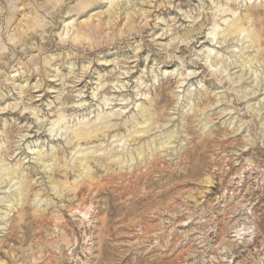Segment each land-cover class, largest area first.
<instances>
[{
	"label": "rangeland",
	"instance_id": "374dc122",
	"mask_svg": "<svg viewBox=\"0 0 264 264\" xmlns=\"http://www.w3.org/2000/svg\"><path fill=\"white\" fill-rule=\"evenodd\" d=\"M0 264H264V0H0Z\"/></svg>",
	"mask_w": 264,
	"mask_h": 264
},
{
	"label": "bare ground",
	"instance_id": "6f19581e",
	"mask_svg": "<svg viewBox=\"0 0 264 264\" xmlns=\"http://www.w3.org/2000/svg\"><path fill=\"white\" fill-rule=\"evenodd\" d=\"M144 117L146 118L147 116L146 115H144ZM148 117H149V115H148ZM147 119V118H146ZM104 133H107V131L106 132H104ZM102 136H104L103 134L100 136V134H98V131H95V130H93L92 132H90V131H87V130H77V132H75V133H73V141L74 142H76V143H74V147H76V146H78L79 145V143L80 142H84V143H86V142H92V140H98V138L100 139ZM105 137V136H104ZM88 144V143H87ZM86 144V145H87ZM91 144V143H90ZM100 159V158H99ZM80 164H81V161L79 162V165L78 166H80ZM78 166H76V167H78ZM108 169V168H107ZM106 169V170H107ZM105 170V171H106ZM91 180V176L88 178V180ZM108 179H109V176H108ZM110 180H112L111 178H110ZM92 181H93V179H92ZM99 187V186H98ZM96 187H94L93 189H91L90 188V185H84V183L83 184H79V186H77V187H75V188H73L72 190L73 191H75V196L77 197V200H79V198H82L83 196H85L86 194H88V195H91V193L93 192V190L95 189ZM29 189H31V186H29ZM91 203V202H90ZM89 203V204H90ZM21 212H25L24 210H21ZM75 212H76V210H75ZM73 214V213H72ZM75 214V213H74ZM73 214V215H74ZM83 214V213H82ZM79 215V214H78ZM76 216V215H75Z\"/></svg>",
	"mask_w": 264,
	"mask_h": 264
}]
</instances>
